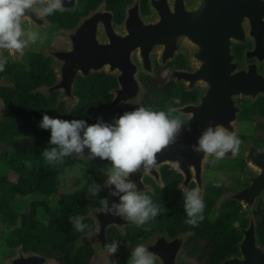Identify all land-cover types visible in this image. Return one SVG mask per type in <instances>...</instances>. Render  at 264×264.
I'll return each mask as SVG.
<instances>
[{"label":"rangeland","instance_id":"obj_1","mask_svg":"<svg viewBox=\"0 0 264 264\" xmlns=\"http://www.w3.org/2000/svg\"><path fill=\"white\" fill-rule=\"evenodd\" d=\"M176 1L183 2L185 4V7L187 9H190L193 7V4L195 0H151V6L149 7L151 10V14L148 16H143L140 13L139 8L133 9V11L129 14L132 15L134 13L135 20H137L141 25L146 26L150 24H155L157 22V13H158V6L161 5H169L174 6ZM64 4V11H72L76 5V0H63ZM36 10L34 12H29L28 15L23 19V26L25 30H34L39 33V39L36 41L37 43H43L41 45L42 52L53 59V66L57 71V75L62 78L63 75L64 79H66L68 82L64 83L61 81V85L59 89H55L58 93V97L60 100H65L67 108L70 109L73 105L76 104L72 101L71 92L73 90L74 86V80L71 79L69 81V78L73 71L79 70V67L75 63H72L77 58V55L80 53V51H83L87 46V37L90 36V38L94 41L92 42H99L105 45L111 44L114 39H123L129 32V27L131 24L132 16H128V18L123 20V23L120 27H117L114 25V23L111 20V15L104 13L102 8L98 9L97 11L93 12L92 14H95L98 12V19H84L82 18L78 24V26L71 30H65V29H59L57 34L53 33L51 31L52 24L59 19L62 12L57 11L53 15L44 16L42 12V8L44 7L43 4H38L35 6ZM41 11V12H40ZM245 22V21H244ZM246 23V22H245ZM61 38V40L58 38V36ZM177 48L176 50L171 51V49H166L164 47L163 43L161 42H155L151 45L150 48H148L146 51L142 50L140 47L134 49L131 53V60L133 63V66L135 68L136 74L134 75V81L136 90H138L140 93V97L142 99L143 89L141 84L138 81V75L140 72L146 73V74H153V65L156 60H159L162 62V64L166 63L169 60H172L174 58V55L182 50L186 52V61L188 63V70L183 71H171V73L176 72V75L173 77L174 80H177L178 82L184 83L189 88H200L203 90L202 96L208 92L210 84L205 79H192V76L197 73L199 70L205 68V61L202 59L201 56V50L198 46L195 44L190 43L184 36L180 35L178 37V40H176ZM45 44V45H44ZM34 44L29 43L28 46L23 50L22 53H17L15 51L9 52L5 49H0V52H8L10 54L9 60H18L21 59L24 52L27 50H30ZM57 47V48H55ZM59 55V57H56V55ZM231 56L232 58L229 59V66L231 67L229 76L235 77L240 73L247 74L250 72L251 68H257L260 61L257 59L260 54L258 52H255L254 43L252 42V38L249 37L245 39L244 41H238L235 39H232L231 41ZM137 59V60H136ZM138 61V62H137ZM96 66V65H95ZM103 68L98 69H92L93 70H102ZM82 71V69H81ZM63 72V74H62ZM97 72V71H94ZM118 72V75L121 74L120 82L121 84H125V87H119L118 90L113 92L115 94V97L119 100L115 104L114 108L117 107H124L125 105L129 104L130 102H138L137 97L129 98V75H123L121 71ZM117 74V73H115ZM80 74H75V77ZM132 76H130L131 78ZM4 82L0 81V84ZM6 84V83H4ZM67 86L64 91V86ZM63 86V87H62ZM200 97V102H198L197 105H190L181 107L179 110L183 111L185 116L191 117L193 116V111L196 107H198L202 101L203 97ZM139 99V100H141ZM244 99L249 100L251 102L250 107V115L249 118L253 122L250 126L249 123L244 121H239L236 118L237 112L233 113L232 118L226 119L223 121H218L216 124L223 125L226 127L229 131H234L237 136H239L240 133H244L247 135H256L261 134L263 135L262 138L264 139V91L260 90H251L246 93L240 92L232 95V101L234 107L238 106V100ZM113 108V109H114ZM96 112H102L101 115L96 114L94 116L101 117L102 119L106 116L103 111H96ZM95 114V113H94ZM251 127V129H250ZM184 136V132L177 138L182 139ZM176 139V140H177ZM240 139V138H239ZM241 140V139H240ZM250 140H252L250 138ZM17 143L20 145L21 148H29L30 146V140L25 139H17ZM253 142L249 143H243L241 140L240 146H242L240 153L242 151L244 152L243 156L240 158V160H244L246 163V168L243 172L242 182L239 185V187L236 190H230L226 192V195L233 194V192H237L239 189H242V186L251 185L252 182L249 181L250 178L254 176V174H258L261 171V165L259 164H253L247 159V154L251 150V147H257ZM245 147V150H244ZM263 149L264 152V146L262 148H259L258 150ZM75 159L82 161V163L76 164L75 167H68L65 168L60 174L57 179L55 192L46 197H38V196H32L30 198L26 199V206L27 210L30 212V214H33L37 217L38 220L42 222L48 221V217L53 214L52 211L55 209L57 210V202L58 197L61 194H68L73 193L79 190H82L85 188L87 197L90 198V205H89V212L91 218L95 221L96 224V230H95V240L93 242L94 247L97 250V256L94 259L93 264H113L115 261V258L117 257V254L113 257V255H106V252L103 250H107L106 247L101 248L102 242L100 236H102L103 239H105V242L107 241V229L109 227H113V225H118V221L113 222L111 217L109 215H105L103 213H99L97 211V208L99 207V199L102 197H106L109 201V204L112 202H119L118 196H112L110 195V189L108 187L104 186V182L107 179L106 173L108 169L111 167V162L108 160H102L100 158H94L90 159L88 155L87 149L85 150V153L81 156L78 154L72 155ZM212 156L205 157V155L201 152L198 155V173L202 172L204 169V165L208 162L209 158ZM225 160L231 161L230 164H226V169H233L234 166L237 163H240L239 157L237 158V155H232L231 152L225 155ZM239 161V162H238ZM182 164H187L189 169H192V175L195 173L194 163L192 162H184ZM213 164V163H212ZM219 162H216L213 165H218ZM158 166L155 167V169L150 172L156 173L158 170ZM27 168V164L23 163L22 155L19 153V151L14 150L13 148H10V146L4 145L3 143H0V190L3 191L6 194L14 193L16 190H24V181L22 180V173L25 172V169ZM239 168V166H237ZM142 171V170H141ZM140 171V172H141ZM134 174L131 178L134 180V182L137 185V188L142 185L141 177L147 173V171L142 172V176H139V173ZM232 173V171H230ZM237 172L234 171L233 175H235ZM195 176V175H193ZM93 184H100L101 185V191L99 193L98 197H94L89 193V187H91ZM246 194L249 195V192ZM249 197H251L249 195ZM256 197L252 195L251 202L248 206L244 207L240 201V203L234 199L229 198L228 196L223 197L219 199L217 202V207L215 208L216 213V219L221 222L223 226H228L230 223V220L233 218L235 219L234 215L236 214V208L234 207V203L237 202L241 205L242 209L249 210L251 206L254 204V199ZM258 199L264 200V191L258 197ZM256 203V201H255ZM103 216L102 221H100V217ZM232 217V218H231ZM119 221H122L123 219L121 217H118ZM132 225L133 223H129ZM117 229L123 233L122 228ZM154 230L150 228V231H144L146 234V239L143 241L144 244L148 245L150 250L153 252H159L161 255H158V259L161 258V261L157 260V264H163V260H169L175 252H177L176 258L173 259L174 264H197L196 261L185 254L184 248H178L176 244H174L171 239L166 237H160L157 232H153ZM119 237H124V235H119ZM112 242L114 240H118L117 235L111 237ZM187 240V237L185 241ZM183 242V244L185 243ZM110 242V236H109V243ZM182 244V245H183ZM262 246V245H261ZM264 249V247L262 246ZM103 249V250H101ZM130 249L131 247H125L122 251L123 254L121 256L120 264H127V260L130 256ZM3 250V249H2ZM104 253V254H103ZM24 253H21L18 248L14 250V254L5 261L2 260L0 256V264H23L22 260L19 259ZM27 257L29 255H26ZM41 264H62L61 261L58 262L56 259L50 260L46 259Z\"/></svg>","mask_w":264,"mask_h":264},{"label":"trees","instance_id":"obj_2","mask_svg":"<svg viewBox=\"0 0 264 264\" xmlns=\"http://www.w3.org/2000/svg\"><path fill=\"white\" fill-rule=\"evenodd\" d=\"M100 1L98 0L97 3ZM129 1L107 0L108 3H111V9L115 13L117 21L121 20L124 4ZM102 3L105 4L104 2ZM139 3L143 8L147 7L146 0H139ZM67 18L68 24H73L77 20L76 15H68ZM17 68L16 74L12 77L14 85L8 86L11 85L8 83L4 85L5 87H0V143L9 145L14 150L19 151L22 155L23 163L27 164V168L22 173L24 190L19 189L10 194H6L0 190L1 247H8L9 249L21 247L23 252L26 250V253L34 252L43 257L48 256L51 259H61L64 264H90L92 258L91 248L93 247L89 244L75 245L76 241L87 233L75 231L69 222V217L71 216H85L88 213L85 188L73 193L61 194L58 197V201L61 203L60 210H62L64 217H66L61 220L55 219L49 226H45L36 216L30 215L26 209L25 201L32 196L46 197L52 195L55 192L59 174L74 159L72 156L66 157L63 164L56 165L55 167L45 164L41 152L44 148L51 147V145H49L50 130L39 127L43 114L47 113L50 116H59L61 119H84L90 123L94 121L95 116L90 112L78 110L69 113L51 110L54 102L51 98H48L46 92L40 91V88L43 87L34 89L48 79H51L52 71L46 66L44 60L37 62L30 71H27L21 65H18ZM258 69L264 74V63H260ZM140 81L142 82L144 92L146 91V96L148 95L149 100L153 99L152 104L154 105L167 102L171 94H183L187 102H192L196 99L195 91L193 89L188 90L186 86L185 89L188 91L183 90L179 86H176V91L171 90L172 83H169L170 80L167 78L165 80L166 83L159 80V73L155 69L153 76L142 75ZM5 82L7 83V81ZM109 82L116 85L113 79L102 80V84L104 85ZM96 90L97 88L89 84L85 91L86 95L81 98L82 104L84 101L92 100L91 94ZM141 104L151 106L149 102H140L136 105L127 104L123 107L124 110L112 109L103 120L108 123H114L115 119L124 112L132 111ZM238 106L239 112L237 115L242 114L243 118H248L251 105L245 103L241 107L239 104ZM17 139L30 140L29 148H21L17 143ZM249 140L250 138L246 142ZM251 141L254 143L253 140ZM241 163L243 164V160ZM152 198L155 203L160 204L162 207L164 206L168 211H162L151 222L160 232L166 230L172 236L170 238H175L181 233L190 231L188 236L190 233L191 236L189 238L187 236L185 246L188 254L199 264H220L224 259L239 254L237 243L242 237L232 235L231 233L237 234L233 229L225 230L227 231L226 235L228 239L221 238L217 240L214 248L208 254H205V248L209 242L208 234L202 221L198 227L188 225L185 223L186 214L180 202L174 203L173 200L166 199V197L162 202H159L155 197L152 196ZM69 202H75L77 205H66ZM254 215L258 242L264 247V200H258ZM90 220L92 219L84 217L83 222L89 225ZM246 223L248 225V220L244 218L243 225H246ZM180 231L184 232L180 233ZM8 248L7 251H9Z\"/></svg>","mask_w":264,"mask_h":264},{"label":"water","instance_id":"obj_3","mask_svg":"<svg viewBox=\"0 0 264 264\" xmlns=\"http://www.w3.org/2000/svg\"><path fill=\"white\" fill-rule=\"evenodd\" d=\"M148 3L150 7L151 0H148ZM100 8L101 6L82 18L89 20L98 19V12L95 14L92 13ZM137 8H139L138 0H133L131 4L125 8L124 21L128 16H130V18L132 16V20L129 32L123 39H114L113 42L108 45H98L92 42L94 40H92L90 36L87 37V46L85 50L81 51L82 54L80 58L78 54L77 58L75 57L72 62L79 67V70L73 71L69 81L76 78V73L81 76L88 75L81 71L84 65L104 64V66L107 65L110 68L107 70L105 69L108 74L112 75L117 73V87L113 90V92H115L119 87H125V84H121L120 82L121 74L118 75V72H116L119 69L123 75H129V98H138V102H130L129 104L136 105L143 99L144 88L138 79L143 89L141 99L140 93H138L139 91L136 90L135 84L133 83L136 71L131 60L132 51L138 47L146 51L155 42H161L166 49L168 48L173 51L177 48L176 40H178V37H180V35L184 36L190 43L200 48L202 59H204L206 63L205 68L195 73L192 79H205L210 84L208 92L205 96H202L203 98L200 105L193 111L192 120L190 121L191 131L185 132V142L178 150V153L190 155L193 152L190 146L196 143L197 137L207 125L212 124L215 126L218 121L232 118L234 112L238 114L239 108L237 105L234 107L232 95L240 92L246 93L251 90L264 91V74L259 71L258 66L257 68L252 67L247 74L242 72L235 77H230L229 72L231 67L228 64L229 59L232 58V39L244 41L249 37L252 38L255 52L260 54L257 59L260 63H264V0H195L193 7L190 9H187L183 2L176 1L173 7L168 4L158 6L157 22L146 26L141 25L135 20L134 13H132V15L129 14L133 9ZM79 22L73 28L65 30L76 28ZM56 57H59V55L57 54ZM54 71L56 74V82L51 86V91L59 89L61 81L64 83L68 82L64 79V75L63 80H61L62 78L57 75L58 70L54 68ZM94 71L99 70H93V72ZM153 75L154 65L152 76ZM175 75L176 72H170L168 80H174L173 77ZM130 76L132 77L130 78ZM2 84L5 85L4 83ZM186 88L193 89L188 86H186ZM40 91L45 92L43 88H40ZM113 96V100L103 109L104 113H106L105 115L114 108L119 100V97L116 98L114 93ZM59 97L58 101L60 100ZM94 113L93 115L102 114V112ZM250 141L251 140L247 143ZM258 149L255 146L251 147V150L247 154V159H251V163L261 165V171L258 174L255 173L249 180L252 184L242 186V189L233 192V194L226 195V193H224L219 198L221 199L228 196L239 203L241 201L242 205L246 207L252 203V195L256 197L251 208L249 210L244 209L248 215V225L241 230L243 236L237 243L239 254L224 259L220 264H264V249L258 242L254 215V210L259 200L258 197H260L264 191V152L263 149ZM194 153L195 152H193V155ZM72 158L74 157L72 156ZM247 192H249L251 197L246 194ZM87 202L88 213L83 217L92 219L89 212V197H87ZM99 219L102 221L103 216ZM187 236L188 233H183L171 239V241L176 244L178 248H181ZM100 238L102 245H104L105 239H103L102 236H100ZM83 244L91 245L95 252H97L93 245L92 238H88L87 234L81 236L75 243L76 246ZM103 247L104 246L101 248ZM18 249L21 253H24L21 247H18ZM155 253L161 255L159 252ZM26 255L29 256L27 257ZM176 255L177 252L172 254L169 260H163V264H174L173 259L176 258ZM162 257L158 260L161 261ZM19 259L22 260L23 264H41L46 259L48 260V258L34 252L24 253Z\"/></svg>","mask_w":264,"mask_h":264},{"label":"clouds","instance_id":"obj_4","mask_svg":"<svg viewBox=\"0 0 264 264\" xmlns=\"http://www.w3.org/2000/svg\"><path fill=\"white\" fill-rule=\"evenodd\" d=\"M38 4L44 5V16L64 10L63 0H0V49L22 53L29 43H36L39 33L31 29L26 31L23 19L29 12H34ZM7 63L8 57L0 52V72L5 71ZM191 120L192 117L185 116L183 111L171 105L166 109H154L141 104L124 112L114 123L97 117L95 123L89 124L84 119H61L45 113L39 127L50 130L51 147L44 148L41 155L45 164L52 167L63 164L65 158L73 154L82 156L86 149L90 159L98 157L110 161L104 186L110 189V195L119 197V202L109 204L108 199L102 197L97 211L121 217L142 226L144 231H150L149 222L168 210L155 203L146 191L138 189L131 177L141 170L154 169L158 163L157 154L174 144L182 132H190ZM240 144L241 140L234 131L220 124H209L190 147L195 153L214 157L211 163L215 164L229 152L238 154ZM100 191V184L89 187V193L94 197H98ZM181 191L185 223L198 227L204 219L206 206L201 188ZM83 220L80 215L69 217L75 231L87 230L88 238H92L95 233ZM119 246V240L106 244L109 255H115ZM157 260V254L148 245L139 243L130 249L127 264H157Z\"/></svg>","mask_w":264,"mask_h":264},{"label":"flooded vegetation","instance_id":"obj_5","mask_svg":"<svg viewBox=\"0 0 264 264\" xmlns=\"http://www.w3.org/2000/svg\"><path fill=\"white\" fill-rule=\"evenodd\" d=\"M97 1L98 0H76V5L74 9L72 11L62 12L59 19L52 24L51 31L57 34L59 29H70L72 26L78 23L82 17L87 16L91 11L99 8L100 6L102 10L104 11V13L111 15V20L114 23V25H116L117 27H120L125 17V8L126 6L130 5L133 0L132 1L130 0L131 2L129 1L130 2V3L128 2L129 4L126 3L127 5L124 4L123 14H122L120 21L116 20L115 13L111 9L110 2L108 3L107 0H101L100 2L97 3ZM146 1H147V4H146L147 7L143 8L140 5L139 0H138L139 10H140L141 15L143 16H148L151 14L148 0ZM102 2H104L105 4H103ZM68 15H76L77 17L76 22H74L73 24L72 23L68 24V21H67ZM58 38L61 40L59 36ZM94 43L98 45H103L102 43H99L98 41ZM42 44L43 43L41 42L37 44L35 43L34 46L30 50H27L26 52L23 53L21 59L13 60V61L9 60L10 54L4 51L3 55L8 57V63L5 67V71L0 72V81L4 83H6L5 81H7L6 84L8 83L11 84L8 86H13L14 82L12 81V77H14V74H16L18 65H21L27 71H30L32 70L33 66H35L37 62H39L40 60L41 61L44 60L46 62V66L52 71L51 79H48L46 82H43L41 85L35 87L34 89L43 87L45 92L48 94V98H51V100L54 102L51 106V110H58L60 112H67V113L78 110L81 112H90L91 114H93L96 111H102L104 107L113 100V97H114L113 90L115 86L117 85V74H112V75L108 74L105 70L104 64L96 65V66L88 64V65L82 66V72L87 73L88 75L86 76L77 75L75 78L74 89L72 91L71 96H72V101L75 102L76 100V104L73 105L70 109H68L65 100L58 101V93L56 91L50 90L51 86H53L56 81V76H55L56 74H55L54 67H53V59L51 57L46 56L42 52L41 50ZM81 54L82 52L80 51L79 58ZM106 67L110 69L107 65ZM98 68L99 69L103 68V69L97 72H91L92 69H98ZM187 68H188V63L186 61V52L184 50L176 53L172 60H169L164 64H162V62H160L159 60H156L154 62V69L157 70L159 73V80H162L164 82L168 78L171 71L188 70ZM142 75L152 76V75L140 72L138 75L139 80H141ZM108 78L113 79L116 82V85H113L110 82L106 85L102 84V80L103 79L108 80ZM169 83H172L171 90L173 91H176V86H179L183 90H186L185 84L182 82L170 80ZM89 84L92 85L94 88H97V90L91 94V96L93 97L92 100L84 101V103L82 104L81 98L86 95L85 91ZM0 87H5V86L3 84H0ZM66 87L67 86L65 85L64 91ZM188 90H192V89H188ZM193 91H195L196 93V99H195L196 103H194L195 101H192V102L185 101L184 95L178 93V94H171L167 102H163L162 104H159V105H154L152 104L153 99L149 100L148 95L146 96L145 94L146 91L144 92V99H142L140 102L141 103L149 102L151 104V107H153L154 109H166V107L169 105L176 107L177 109H180L181 107H185L188 105H194L200 102L199 100H200V97L202 96L203 90L198 89V88H195V89L193 88ZM237 102L240 105V107L245 103H248L249 105H251V102L249 100L240 99ZM191 103H194V104H191ZM117 109L124 110V108L122 107H117ZM97 117L98 116H95V119L92 123L96 122ZM237 119L239 121L241 120V121L247 122L249 123L250 126H253L252 125L253 122L250 120L249 117L243 118L242 114H239L237 115ZM88 123L91 124L90 122ZM185 132L186 131H184V136L182 137V139H177L174 144L170 145L167 149L157 154V161H158L157 166L159 165V167L156 173L150 174V172H152L153 169L148 170L147 173H145L143 176H142V172H145V171L142 170L139 173V176H142L141 177L142 185L139 188L140 190H144L149 195L155 197L159 202H162L164 198L166 197V199L169 198L173 200L174 203L180 202L183 205V193L181 190H188L193 187H200L202 191V196H203V199L206 205L204 209V219L202 221V224L208 234L209 244L205 248V254H208L212 250V248H214V245L216 244L217 240L221 238L228 239L226 235L227 231L225 230L233 229L237 232V234L235 233H231V234L235 236L238 235L241 238L242 237L241 230L247 225V223L246 225H243V220L244 218L248 220V215L244 211V209H242L239 203L237 202L234 203V207L236 208V214L234 215L235 219L231 217L232 219L230 220V223L228 226H223L221 222L216 219L217 211L215 209L217 207L218 199L223 193L230 191V190L234 191L241 184L243 172L246 168L245 161L243 160V164H242L240 160L244 152L242 151L243 154H241L239 151L238 154H236L237 158L239 157L240 163H237L233 169L225 168L226 164H230L231 161L222 159L218 161L219 164L216 166L211 163V161L214 159V157H211L209 158L208 162L204 165V169L202 170V172L198 173L199 169H198L197 160H198L199 153H194V155H193V152L190 155H183L181 153H178V150L183 146V143L185 142V139H186ZM262 136L263 135L261 134H256L252 136V135L240 133L238 137L242 140L243 143H246V140L248 138H251L254 141L256 146H258L259 148H262L264 146V139L262 138ZM10 148L12 147L10 146ZM241 148L242 146L239 147V150H241ZM184 162L194 163L196 174H193V175L195 176L192 175V169H189L187 164H182ZM79 163H82V161L74 158L72 160V163L66 168L75 167V165ZM237 166H239V168H237ZM230 171H232V173H230ZM234 171L237 172L235 175H233ZM56 204L58 206L57 210L55 209L54 211H52L53 214L48 217V221L43 222L45 226L51 225V223L54 222L55 219L61 220L66 217V216L64 217V213L62 212V210H60L61 203L58 201ZM66 205L72 206V205H77V204L75 202H69V203H66ZM30 215L35 216L33 214H30ZM109 216L111 217L113 222L118 221V225L120 226L113 225V227H109L107 229V241L104 243V247H106V244L109 243V236H110V242L112 243L111 237L116 234L118 240L120 241V246H119L118 252L116 253L117 257L115 258V261H118V264H120V262L122 263L121 261V256L123 254L122 250L127 246L133 248L137 244L143 243V241L146 239V234L144 233L142 226H137L135 224L130 225L129 224L130 222H127L125 220L119 221L117 216L115 217L112 215H109ZM88 224L90 225L89 227L92 229V231L95 232L96 230L95 221L92 219L89 221ZM148 226L154 230L153 232H157L160 237L164 236L168 239L172 237L169 235V233H167L166 230L163 232H160L159 229L151 221L149 222ZM117 227L122 228L123 233H121L117 229ZM166 229H170V228H166ZM181 232H184V231H180V233ZM189 232L187 231L186 233H189ZM83 233H87V231ZM119 235H124V237L120 238ZM190 236H191V233L188 236V238ZM170 239H173V238H170ZM92 240L94 242L95 240L94 236L92 237ZM1 242L2 241L0 239V256L2 260L5 261V259H7L8 257L14 254V250L17 247H13L12 249H9L8 247L6 248L1 247ZM185 245H186V241L182 245V248H184L183 253L185 252L186 255L192 257L191 255L188 254V251ZM7 248L9 251H7ZM93 249L94 248H91L92 258H91L90 264L94 263V259L97 256L96 255L97 253ZM104 251L106 252V255H109L107 250H103V252ZM26 252L27 251L24 250V253ZM114 256L115 255H113V257ZM44 257H47L48 259L53 260L49 258L48 256H44ZM56 261L58 262L61 261V263L64 264L61 259H56ZM196 263L199 264V262L197 261Z\"/></svg>","mask_w":264,"mask_h":264},{"label":"crops","instance_id":"obj_6","mask_svg":"<svg viewBox=\"0 0 264 264\" xmlns=\"http://www.w3.org/2000/svg\"><path fill=\"white\" fill-rule=\"evenodd\" d=\"M105 69L107 70L108 68L105 66Z\"/></svg>","mask_w":264,"mask_h":264}]
</instances>
